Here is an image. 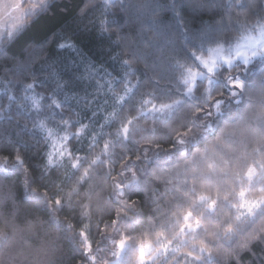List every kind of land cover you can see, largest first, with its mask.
<instances>
[{
    "label": "snow or ice",
    "instance_id": "1",
    "mask_svg": "<svg viewBox=\"0 0 264 264\" xmlns=\"http://www.w3.org/2000/svg\"><path fill=\"white\" fill-rule=\"evenodd\" d=\"M44 3L12 0L0 3V13H18L16 21L23 25ZM181 3L137 0L136 36L115 33L122 75L112 76L91 62L80 69L81 77L93 82L90 96L64 89L55 71L52 75L62 99L57 94L46 98L33 83L24 85L22 95L19 90L13 94L8 81L0 87L4 93L0 102L10 110H25L32 128L43 133L50 145L44 171L57 170L66 160L71 175L79 173L67 194L69 204L81 181L94 186L98 180L110 179L123 214L133 213L129 222L138 214L135 201L122 199L130 191L142 189L157 203L158 212L164 209L159 219L136 235L127 226L124 231L117 227L119 210L108 223L97 225L99 240L85 225L77 232L81 258L76 264H245V255L257 248L264 253V0H191L195 8L224 10L218 21L199 27L180 17ZM117 4L118 0H86L81 13L98 11V30L111 37L110 14ZM168 11L179 17L175 30L162 20ZM58 47L78 51L67 37ZM149 60L153 73L142 81L138 65L143 62L148 67ZM170 82L178 93L165 87ZM188 97L197 106L185 112ZM68 101L94 109L92 114H99L95 126L62 118L53 127L49 115L63 111ZM149 120L157 123L150 125ZM159 121L167 125L175 139L172 146H179L180 153L175 156L179 162L171 167L150 170L151 180L163 183L166 194L171 193L164 204L135 166L126 173L127 183L112 175L115 162L125 166L133 158L139 160L140 153L158 141ZM73 138L86 140L84 155L73 150ZM5 166H22V156L0 154V167ZM29 181L25 169L26 189ZM31 194L38 201L44 199L35 190ZM4 198L14 203L10 188ZM55 203L64 202L57 198ZM81 214L91 216L88 207Z\"/></svg>",
    "mask_w": 264,
    "mask_h": 264
},
{
    "label": "trees",
    "instance_id": "2",
    "mask_svg": "<svg viewBox=\"0 0 264 264\" xmlns=\"http://www.w3.org/2000/svg\"><path fill=\"white\" fill-rule=\"evenodd\" d=\"M85 2L86 0H52L37 15L29 17L26 24L12 39H4L0 47V87L8 81V87L13 89V94L19 90L22 95L24 85L33 83L38 92L50 98L56 88L53 71L61 74L62 80L67 79L68 82L74 84V77L72 80L69 73L60 70V65H62L60 56L63 52L59 50L58 43L66 37L74 40L81 53L94 64L105 68L112 76L122 75L118 59L120 46L115 43V33L119 32L122 36H136L139 28L137 0H118L116 8L110 14V24L113 29L111 37L98 30V11L90 10L87 14L81 13ZM150 2L162 4L170 3L171 0H150ZM223 14L224 10L221 7L195 8L191 6V0H183L181 3L180 17L196 27L212 24L218 21ZM162 20L173 26L175 30L179 17L176 13L168 11L166 15H162ZM138 66L144 67L145 65L140 62ZM139 75L142 81L149 80L141 73ZM165 87L178 93L177 86L173 82ZM3 95L4 93L0 92V97ZM0 107H3V112H0V154L13 157L19 153L22 156V166H8L6 170L0 167V175L11 172L24 174V170L27 169L31 175V182L42 184L47 176L54 175L56 172L53 169H49L48 172L44 171L47 152L45 137L32 128V118L25 110H10L2 102H0ZM76 111L77 108L74 105L65 103L63 111L56 110L57 118L59 120L71 118V124H78ZM87 150V146H84L81 154L84 155ZM59 171L61 174L70 175L71 173L70 168L62 165ZM96 183H101V181L98 180ZM33 199L40 202L35 197ZM149 214L148 212L137 214L130 222L127 221L128 231L133 235L143 231L147 227ZM85 225L90 226L95 240H99L95 219L89 220L87 217H84L82 221L79 218L74 219L73 227L77 232ZM57 226H59L58 222ZM103 227L101 223L100 228ZM38 228V219L33 220L26 216L18 219L15 212L0 215V233L5 234L6 237L0 239V248L16 253L36 247L35 236ZM61 231L66 234L67 226H61ZM56 237L55 231L50 233V239L55 240ZM77 242L79 245V239ZM78 245L68 242L65 257L67 264H75L76 260H80ZM93 246L95 247V243ZM262 260H264V253L260 248L244 257L245 264H259Z\"/></svg>",
    "mask_w": 264,
    "mask_h": 264
},
{
    "label": "clouds",
    "instance_id": "3",
    "mask_svg": "<svg viewBox=\"0 0 264 264\" xmlns=\"http://www.w3.org/2000/svg\"><path fill=\"white\" fill-rule=\"evenodd\" d=\"M139 73L144 77L150 78L153 73L151 60L148 67H139ZM255 74V73H253ZM227 92V89H222ZM226 99H230L226 97ZM185 112L192 111L197 105L193 102V98H185ZM203 117V114H201ZM215 119V117H213ZM151 124H156L157 121L149 120ZM175 123V122H174ZM160 136L158 141H154L149 145L144 152L140 153V159L133 158L128 165L121 166L119 162H115L116 172L112 175H118L119 180L127 183L126 173L132 166L138 170V175L151 181V187L157 189V195L163 197L160 201L164 204L170 199L171 193L166 194V187L163 183L151 180L152 168H166L178 163L175 158L179 153V146L173 148L175 142L174 137L168 133L167 125L159 121ZM210 131H215L212 129ZM159 143L160 147H155ZM170 154L172 158H168ZM126 158V157H125ZM68 168V165H64ZM57 168L54 175L47 176L42 184L31 182L26 189L24 183V174L19 172H11L0 175V215H7L15 212L17 218L26 216L29 219L39 220V228L35 236L36 247L21 250L16 253L6 251L0 248V264H67L66 253L68 251L67 244L70 241L73 245H78L77 231L73 227L75 218L80 221L85 217L81 213L85 207H88L91 216L89 220H96V225L100 221L108 223L113 214L118 210L122 215L118 218L117 227L121 231L126 230L128 217L132 216V212L124 215V207L120 203V199L115 195V188L112 180H103L101 183H96L94 186L83 181L78 185V191L73 193L71 204L67 201V194L72 190L77 183L79 173L76 175L61 174ZM71 172L73 171L70 169ZM11 189L14 193L15 200H5L4 194ZM32 190L38 192L44 199L39 203L33 199ZM135 193V194H134ZM61 199L64 203L57 205L56 199ZM131 199L136 202V212L138 214L148 212V223L154 219H159V212H163L161 208L158 212L157 203L153 200L149 193L142 189L130 191L122 199ZM22 207V211H21ZM63 217V219L61 218ZM57 222L58 225L57 226ZM148 225V224H147ZM61 226H67V233L61 231ZM128 230V226H127ZM55 231L57 237L55 240L50 239V233ZM107 231H112V226L108 224ZM115 235V233H113ZM77 260L75 261L76 264Z\"/></svg>",
    "mask_w": 264,
    "mask_h": 264
},
{
    "label": "rangeland",
    "instance_id": "4",
    "mask_svg": "<svg viewBox=\"0 0 264 264\" xmlns=\"http://www.w3.org/2000/svg\"><path fill=\"white\" fill-rule=\"evenodd\" d=\"M51 1L52 0H45L44 5H42L34 13H32L31 16L37 15ZM11 2H12V0H0V3H11ZM18 15H19L18 13H15L11 16L6 14V13H0V47L3 44L4 39H9V40L12 39L22 29V27L26 24V22H25L23 25H18V23L16 21V16H18ZM14 25H16V26L14 27ZM8 31H12L13 33L11 35H8L7 34ZM77 49H78V47H77ZM59 50L63 52V54L60 56V59L62 61V65H60V70H63V71H66L67 73H69L72 76V80L74 77V82H73L74 84H72L71 82H68L67 79L62 80V78L60 77L61 74L56 73L61 78V80L63 81V88L64 89H71L72 92L76 93L79 96H84L86 93L89 96L92 95L93 94V86H94L93 82L90 80L83 79L81 77V75L79 74V72H80L82 65L85 62H91V63H93V62L90 59H88L87 57H85L79 49H78V51H73V50H68V49H62L59 47ZM98 67H100L102 70L107 71L109 74H111L105 68H103L101 66H98ZM53 91H54L53 94H57L62 99L63 94L57 88H55ZM65 103L72 104L75 106V108H77V111H76V116H77L76 122L77 123L83 121L85 124H90V126H95V123L98 119L99 114H97V116H94L92 114L94 109L89 108V107H85L83 104H79V105L74 104L71 101H68ZM49 121L53 127H56L58 125L59 119L57 118V112L56 111L52 112L49 115ZM96 130L100 131L99 127H97ZM41 134L44 136L43 133H41ZM84 135H85V137H87V133H85ZM73 139H75V138H73ZM75 140H77V141L75 143V146H73V150L80 152L79 154L82 155L81 154L82 148L84 146H87L86 140H82V139H75ZM69 147H71V146L69 145ZM48 150H51V147L47 143V151ZM46 156H47V152H46ZM67 163L68 162L65 160V161L61 162V165L64 166V165H67ZM6 168H8V166L4 167L5 170H6Z\"/></svg>",
    "mask_w": 264,
    "mask_h": 264
}]
</instances>
